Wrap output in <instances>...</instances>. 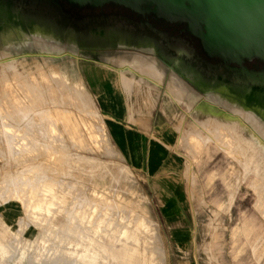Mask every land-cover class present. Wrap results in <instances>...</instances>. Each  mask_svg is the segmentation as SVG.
<instances>
[{
    "label": "rangeland",
    "instance_id": "1",
    "mask_svg": "<svg viewBox=\"0 0 264 264\" xmlns=\"http://www.w3.org/2000/svg\"><path fill=\"white\" fill-rule=\"evenodd\" d=\"M55 1L63 25L0 3V50L12 44L9 52L17 56L12 69L0 56V210L13 205L19 216L11 226L0 211V264H131L122 255L130 247L138 253L136 264H264V213L256 191L264 172L249 160L257 151L229 142L232 131L218 134L186 102L189 94L198 104L208 101V93L244 102L249 87L227 81L226 60L209 56L184 22L116 1ZM111 15L137 30L145 24L158 39L148 23L181 36L197 56L216 64L212 74L226 79L209 76L150 36L113 27L86 34L72 20L91 16V27ZM123 55L156 56L166 68L162 86L127 71L128 87L123 67L112 60ZM244 61L250 70L264 68L261 57ZM168 83L184 89L181 100ZM103 98L111 99L112 110L119 106L122 124L107 116ZM154 143L183 160L175 180L156 181L126 163L145 158ZM173 199L181 215L170 221L165 210L177 211L174 203L166 206Z\"/></svg>",
    "mask_w": 264,
    "mask_h": 264
},
{
    "label": "bare ground",
    "instance_id": "2",
    "mask_svg": "<svg viewBox=\"0 0 264 264\" xmlns=\"http://www.w3.org/2000/svg\"><path fill=\"white\" fill-rule=\"evenodd\" d=\"M34 12H40V8H38L37 6L36 7L34 6ZM117 26L119 29H122V27L119 24H117ZM151 28L153 30H156L153 27H151ZM132 29H134L132 31L133 34H136V35H142L144 32H146V31H142V30H140V31L136 30L135 27ZM159 34H161V33H159ZM33 36H34V39L33 38L32 39L38 44V41L41 37V33L38 30H35L33 32ZM161 36L166 38V42H164L162 39H159V41L163 42V44L167 48V50L172 52L173 55H174V53L178 54V56H179L178 58H181L183 60H187V61L191 62V64H192L191 57H192L193 49L188 45V43L186 41L180 39V40H177L175 42L170 43L168 41V38H167L168 36H166L165 34H161ZM13 47L14 46L12 44H5L3 49L0 50V56H6L5 58L8 60L7 63H8V67H10V68L14 67L15 61L17 59V56H15V55L11 54V52H9V51H11V49ZM112 60L115 63L121 64V66L123 67L121 79H122V82H124V83L129 81L128 87H130V88L132 87V83H131L132 81L130 82L129 77L126 75L127 71L131 72L132 75H138V78L141 77V78H139L141 80L145 79L146 82L152 83V85L154 87H156V89L161 87L163 84V80L165 77L164 75L166 73V68H165V65L161 64L160 60L157 59V57L154 55L152 57L151 56H149V57L148 56H139V55H134V56L128 57L126 55H123V56H118ZM3 62L0 64H4ZM20 62H18V63H20ZM235 62L237 63V65L241 66L242 63L244 62V58L239 57ZM228 65H230L229 61L226 60L225 66L228 67ZM21 66H22V64H21ZM1 69H3V66L0 68V71H1ZM6 69H7V67H6ZM11 69H10V71H11ZM199 69L201 71H203L204 73L209 74L206 70H203L201 68H199ZM24 70H25V68H24ZM4 71H6V70H3L2 72H4ZM241 72L244 75H246V78H243L242 82H241V78H240V80H239V78H236L233 81H234V83L243 84L244 86H247V88L249 87L250 96L248 98H244V100H243L244 102H240V101L236 100L235 98H232V101L231 100H224L222 97H220L221 96L220 94H210V93L207 94L208 95L207 97L210 101L208 100V101H204V102L198 104L196 102V98H195L194 94H189L190 97L187 99L186 102H187L188 107L191 108L192 110L198 109L199 114L203 115L205 117L203 120H201L202 123L203 124H204V122H209L208 124L211 123L213 128L215 130H217L218 134H219L218 129H220V128L222 130L227 129V131L228 130L232 131L233 136L232 137L228 136V138H227L229 142L234 138L235 141L234 140L231 141L232 143L234 141V145H236L235 144V142H236V143L242 144L243 148L250 150V152L256 150L257 152L255 151L256 152L255 155L250 156L248 153L247 156H250L249 160L251 162H253L254 164H256V166H254V167H257V169H256L257 172L262 173V172H264V105L262 102H259L260 99H258V94L259 93H260V95L264 94V70L254 71V70H250V69L243 67ZM200 73H202V72H200ZM0 74H1V72H0ZM6 74L7 73H5L4 78H6L5 77ZM25 74H27V73H25ZM21 75L22 74L19 75L20 78L22 77ZM174 75L175 74H172V77ZM23 77H25V76H23ZM134 78H135V76H134ZM24 79H26V78H23L21 80H24ZM133 79H131V80H133ZM139 79H137V80H139ZM220 79H225V77H221ZM3 86H4V84H3ZM173 89H175L174 86L172 84H169V87L167 88V90L169 92H171V90H173ZM179 89L173 90V91H178L177 92L178 95H176L175 92L173 94L178 96L177 97L178 100H181V96H183V94H181V92L184 91V89L183 88H181L180 90ZM227 89H229V88H227V86L221 88V90H227ZM130 91L131 90L129 89V92ZM146 91H147V89H146ZM182 93H184V92H182ZM173 94H171L172 97H173ZM176 96H174V99L176 98ZM263 97H264V95H263ZM253 101H255L254 104H252ZM222 130L220 132H222ZM227 131H226V134H227ZM212 133H214V132H212ZM215 140H217V139H215ZM237 146H240V145H237ZM244 156H245V154H244ZM244 160H245V158H244ZM250 165H252V164H250ZM254 185H255V183L253 184V187H254ZM256 186L257 185H255V187ZM263 186L264 185L260 184L256 188V191L259 193V195H258L259 198L257 196V199H258V201H257L258 208L257 209L259 210L258 212H260V213H264V195H263L264 194L263 193L264 187ZM258 190H260V192L262 194H260V192ZM97 253H99V252H97ZM90 255H91V253H90ZM122 255H128L129 262L131 264H136V259L138 258V253L137 252L135 253L133 251L132 247H130L128 249H123ZM73 260H74V258H73ZM95 261L93 263H95ZM27 262H28V264H30L29 261H27ZM90 262H92V261H90Z\"/></svg>",
    "mask_w": 264,
    "mask_h": 264
},
{
    "label": "water",
    "instance_id": "3",
    "mask_svg": "<svg viewBox=\"0 0 264 264\" xmlns=\"http://www.w3.org/2000/svg\"><path fill=\"white\" fill-rule=\"evenodd\" d=\"M78 4L116 1L186 23L202 49L228 61L264 59V0H69Z\"/></svg>",
    "mask_w": 264,
    "mask_h": 264
},
{
    "label": "flooded vegetation",
    "instance_id": "4",
    "mask_svg": "<svg viewBox=\"0 0 264 264\" xmlns=\"http://www.w3.org/2000/svg\"><path fill=\"white\" fill-rule=\"evenodd\" d=\"M26 1V2H25ZM8 3L11 2L13 5H15V7L22 13L25 14L26 16H35V17H41L44 18L48 21H50L53 25H55L54 23H61L59 19H61V13H58V8L56 7V1L55 0H0L1 4L4 3ZM34 6L40 8V12H34ZM45 11V12H44ZM49 12V13H48ZM90 17L91 16H87L83 19H75L73 18L72 20L77 23L79 26H81V31L79 32H83L86 34H89L91 32H94L95 29L99 28H108V27H113L118 31L121 32H129V33H133L132 31L134 29L132 28H136V26L134 24H130L127 19L123 16H119V15H111V16H105V17H99V19L101 20L99 25H93L91 27L87 26V23L90 21ZM110 22V23H109ZM117 24H119L122 29H119ZM61 25H63L61 23ZM148 25L150 27L155 28L157 31H159L158 33L161 34H165L166 36H168V41L170 43L175 42L177 40H184L181 36H172L169 33L162 31V30H158L154 25L148 23ZM137 30V28H136ZM139 31H146L144 32L141 36L143 35H147L150 36L152 38H154L155 40L162 39L164 42H166V38L162 37L161 34H159V39L153 37L152 35H150L147 30H146V26L145 24H141V28L138 29ZM97 31V30H96ZM186 41V40H184ZM187 42V41H186ZM188 43V42H187ZM188 45L193 49V53H192V57H191V61L193 64H195L197 67L206 70L209 73V76L213 77V78H220V77H225V73L220 74V76L216 77V74H212V70L211 68H213L216 64L203 59L202 57L197 56L196 54V49L188 43ZM172 54V52H171ZM199 62V63H198ZM247 68L249 69L246 65H245V61L242 63V65H228V69L231 70V77L226 79L227 81H232L236 78H241V82L243 81V78H246V75H244L241 71L242 68ZM252 70H256V69H252ZM260 70H264V68H261Z\"/></svg>",
    "mask_w": 264,
    "mask_h": 264
},
{
    "label": "crops",
    "instance_id": "5",
    "mask_svg": "<svg viewBox=\"0 0 264 264\" xmlns=\"http://www.w3.org/2000/svg\"><path fill=\"white\" fill-rule=\"evenodd\" d=\"M111 99H102V107L107 113V116L113 119L114 121H119L121 124L124 122V116L120 115L119 106L114 105V110H112L113 105H111ZM117 107V108H116ZM150 123L152 120V115H150ZM153 127H157V124H153ZM121 128V127H120ZM138 132L146 133V131H141L138 129ZM146 156L145 158L140 159L139 161H126V163L132 167H135L138 170H142L149 177L154 178L156 181L160 180H171L172 175H175L176 170L180 165V161H183L179 154L173 149H164L161 146V143H154L146 147ZM175 180V179H174ZM169 203L176 204L177 211L175 213L165 210L166 218L168 220H177L180 217V206L175 199L168 201L166 206ZM1 215L4 222L8 225H15L19 216L17 215V209L13 205H2Z\"/></svg>",
    "mask_w": 264,
    "mask_h": 264
}]
</instances>
